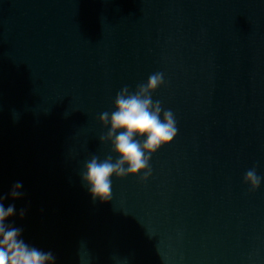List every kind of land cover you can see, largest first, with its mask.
Instances as JSON below:
<instances>
[{
  "label": "water",
  "instance_id": "water-1",
  "mask_svg": "<svg viewBox=\"0 0 264 264\" xmlns=\"http://www.w3.org/2000/svg\"><path fill=\"white\" fill-rule=\"evenodd\" d=\"M160 72L177 135L93 200L100 119ZM101 137H105L101 140ZM264 0H0V195L56 264H264ZM11 201H5L9 203Z\"/></svg>",
  "mask_w": 264,
  "mask_h": 264
},
{
  "label": "clouds",
  "instance_id": "clouds-1",
  "mask_svg": "<svg viewBox=\"0 0 264 264\" xmlns=\"http://www.w3.org/2000/svg\"><path fill=\"white\" fill-rule=\"evenodd\" d=\"M163 84V74L157 72L145 83L138 84L134 91L124 86L115 96L114 111L101 114V121L109 125L107 139L116 158L100 159L94 155L85 162L80 177L94 201L112 199L113 177L143 173L140 179L146 180L152 173V155L177 135L174 113L163 109L161 102L152 98V93ZM262 180L264 177L257 175L255 167L244 175V181L254 189L260 187ZM22 187L18 181L6 194L0 195V264H56L55 254L28 242L23 227L13 219L17 215L23 218L26 213L25 208L17 210L15 204L25 196ZM81 264L85 262L81 260ZM87 264H91V259Z\"/></svg>",
  "mask_w": 264,
  "mask_h": 264
}]
</instances>
